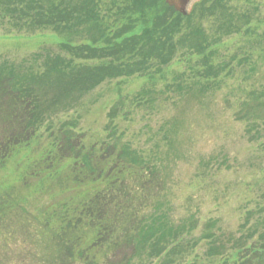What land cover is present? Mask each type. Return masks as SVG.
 <instances>
[{
  "label": "rangeland",
  "instance_id": "obj_1",
  "mask_svg": "<svg viewBox=\"0 0 264 264\" xmlns=\"http://www.w3.org/2000/svg\"><path fill=\"white\" fill-rule=\"evenodd\" d=\"M193 1L194 7L200 0ZM120 4L118 1L115 6ZM117 7L110 0L104 1V22L120 18ZM225 7L241 28L219 33V28L233 24L219 18V12L200 19L207 44L205 57L178 50L167 65L152 60L143 72L105 80L76 94L71 107L62 103L29 147L14 155V162L5 171L0 170V188L10 190L17 182L25 167L20 168V162H33L52 147L55 136L50 137V133L62 124L75 123L74 132L83 138H104L108 114L119 104L113 126L123 135V142L157 172L152 177L146 171L144 180L151 183H139V191L156 195L173 225L194 217L186 238L187 253L174 264L264 262V250H255L264 243L258 238L264 234V109L252 112L255 129L237 119L242 103L251 105V93H264V0H229ZM71 41L76 46L86 43L76 37ZM62 42L63 37L51 28L17 29L0 20V65L40 73L49 56L71 58L60 50ZM204 59L214 71L210 77H205ZM74 62L93 66L103 61ZM218 67L222 71L215 75ZM9 129L0 121V140L17 132ZM252 136L257 140H251ZM49 202L46 193L35 198L31 192L23 205L34 208ZM11 218L17 217H0V264H80L63 262L64 254L42 231ZM207 224L216 236L239 242L227 245L222 255H213L209 242L200 238ZM256 252L262 258L254 255ZM138 256L131 246L118 247L108 255L107 263L120 264L127 259V264H171L164 262L163 256Z\"/></svg>",
  "mask_w": 264,
  "mask_h": 264
},
{
  "label": "trees",
  "instance_id": "obj_2",
  "mask_svg": "<svg viewBox=\"0 0 264 264\" xmlns=\"http://www.w3.org/2000/svg\"><path fill=\"white\" fill-rule=\"evenodd\" d=\"M104 1L0 0L2 22L17 29L51 28L63 37L60 50L71 57H47L40 73L0 65V121L11 128L10 132L17 130L7 133L10 138L0 140L1 171L14 162V155L29 147L44 122L57 113L55 109L75 104L76 94L92 90L105 80L143 72L152 60L167 65L178 50L205 57L207 44L200 19L219 12V18L233 23L224 25V30L219 28V33L241 28L238 19L234 21V15L227 13L229 0H201L186 17L166 6L164 0H110L114 7L116 2L121 3L117 7L120 18L112 23L101 17ZM72 37L86 41L85 46L74 45ZM75 60L103 62L89 66ZM204 64L209 75L205 77H210L212 66H208V59ZM217 69L215 75L222 71ZM249 96L251 105L242 103L237 119L255 129L252 112L264 109V93ZM118 105L108 114L110 121L101 140L78 136L72 122L62 124L55 132L48 128L52 131L50 137L55 136L52 147L33 162H20V168L25 167L17 182L10 190L0 188V217H17L11 219L42 231L64 254L63 262L108 264L107 257L115 249L131 246L138 257L163 256L164 262L174 264L187 253L186 238L194 217L173 225L157 196L139 191V183H151L144 180L146 171L152 177L157 172L123 142V135L113 126ZM251 140L257 138L252 136ZM12 190H18L19 195ZM31 192L35 198L46 193L49 204L34 208L23 205ZM212 228L207 224L200 238L209 242L213 255H222L227 245L239 242L216 236ZM258 238L264 241V234ZM260 246L255 250H264V243ZM125 260L118 263L127 264Z\"/></svg>",
  "mask_w": 264,
  "mask_h": 264
},
{
  "label": "water",
  "instance_id": "obj_3",
  "mask_svg": "<svg viewBox=\"0 0 264 264\" xmlns=\"http://www.w3.org/2000/svg\"><path fill=\"white\" fill-rule=\"evenodd\" d=\"M193 2V0H165V3L169 7L173 8L183 16H187L190 13V9L193 7Z\"/></svg>",
  "mask_w": 264,
  "mask_h": 264
}]
</instances>
